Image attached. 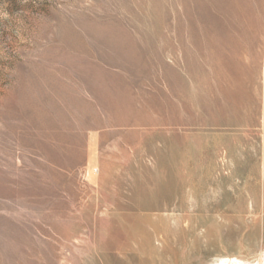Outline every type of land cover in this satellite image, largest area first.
<instances>
[{
	"label": "rangeland",
	"instance_id": "1",
	"mask_svg": "<svg viewBox=\"0 0 264 264\" xmlns=\"http://www.w3.org/2000/svg\"><path fill=\"white\" fill-rule=\"evenodd\" d=\"M221 262L264 264V0H0V264Z\"/></svg>",
	"mask_w": 264,
	"mask_h": 264
},
{
	"label": "bare ground",
	"instance_id": "2",
	"mask_svg": "<svg viewBox=\"0 0 264 264\" xmlns=\"http://www.w3.org/2000/svg\"><path fill=\"white\" fill-rule=\"evenodd\" d=\"M216 2H217V1H216ZM200 4H201V3H200ZM203 5H204V4H203ZM209 5H210V4H209ZM249 5H250V4H249ZM210 6H211V5H210ZM220 7H221V6H220ZM204 8H205V7H204ZM239 9H240V8H239ZM221 10H222V9H221ZM221 12H222V11H221ZM241 12H242V11H241ZM231 13H232V12H231ZM236 13H237V12H236ZM224 14H225V13H224ZM228 15H229V14H228ZM236 15H237V14H235V16H236ZM249 15H250V14H249ZM229 16H230V15H229ZM215 17H216V16H215ZM237 17H238V16H237ZM211 18H212V17H211ZM224 18H225V17H224ZM214 19H215V18H214ZM206 21H207V20H206ZM212 21H214V20L212 19ZM227 21H228V19H227ZM227 21H226V22H227ZM229 21H231V20L229 19ZM224 22H225V21H224ZM231 22H232V21H231ZM241 22H242V20H241ZM247 22H248V21H247ZM215 23H216V22H215ZM237 23H238V22H237ZM212 24H214V23L212 22ZM243 24H244V23H243ZM202 25H203V24H202ZM210 25H211V22H210ZM193 26H194V25H193ZM205 26H206V25H205ZM208 26H209V25H208ZM218 26H219V25H218ZM233 26H236V25H233ZM202 27H203V26H202ZM206 27H207V26H206ZM212 27H213V25H212ZM250 28H251V27H250ZM194 29H195V28H194ZM200 29H201V28H200ZM200 29H198V30L200 31ZM204 29H205V28H204ZM210 29H212V28H210ZM214 29H215V28H214ZM216 29H217V28H216ZM226 29H227V28H226ZM235 29H236V28H235ZM238 29H239V28H238ZM238 29H237V30H238ZM198 30H197V31H198ZM206 30H207V29H206ZM231 30H232V29H231ZM237 30H236V31H237ZM193 31H194V30H193ZM201 31H202V30H201ZM201 31H200V32H201ZM210 31H211V30H210ZM212 31H213V30H212ZM212 31H211V32H212ZM195 32H196V31H195ZM200 32H199V34H200ZM228 32H229V31H228ZM193 33H194V32H193ZM218 33H219V32H218ZM246 33H247V32H246ZM203 34H204V33H203ZM210 34H211V33H210ZM220 35H221V34H220ZM228 35H229V34H228ZM240 35H241V34H240ZM214 36H215V35H214ZM222 36H223V35H222ZM237 36H239V35H237ZM242 36H243V35H242ZM192 37H193V36H192ZM196 37H197V36H196ZM204 37H205V36H204ZM206 37H207V36H206ZM199 38H200V37H199ZM201 38H202V37H201ZM207 38H208V37H207ZM213 38H214V37H213ZM219 38H220V37H219ZM222 38H223V37H222ZM229 38H230V37H229ZM250 38H252V37H250ZM196 39H197V38H196ZM217 39H218V38H217ZM238 39H239V38H238ZM247 39H248V38H247ZM222 40H223V39H222ZM229 40H230V39H229ZM236 40H237V39H236ZM205 41H206V40H205ZM214 41H216V39H215ZM217 41H218V40H217ZM225 41H227V40H225ZM225 41H224V42H225ZM195 42H196V41H195ZM228 43H230V42H227V44H228ZM231 43H232V42H231ZM244 43H245V42H244ZM246 43H248V42H246ZM216 44H217V43H216ZM218 44H219V43H218ZM225 44H226V42H225ZM207 45H208V44H207ZM209 45H210V44H209ZM238 45H239V42H238ZM195 46H196V45H195ZM197 46H198V45H197ZM204 46H205V45H204ZM213 46H214V45H213ZM216 46H217V45H216ZM219 46H220V45H219ZM234 46H235V45H234ZM234 46H233V48H234ZM211 47H212V46H211ZM214 47H215V46H214ZM222 47H223V46H222ZM240 47H241V46H240ZM244 47H245V46H244ZM197 48H198V47H197ZM224 48H225V47H224ZM235 48H236V47H235ZM235 48H234V49H235ZM241 48H242V47H241ZM215 49H216V48H215ZM215 49H214V50H215ZM217 49H218V47H217ZM217 49H216V50H217ZM219 49H220V48H219ZM219 49H218V50H219ZM227 50H228V49H227ZM237 50H238V49H236L235 51L238 52L239 50H238V51H237ZM198 51H199V50H198ZM198 51H197V52H198ZM205 51H206V50H205ZM212 51H213V50H212ZM219 51H220V50H219ZM219 51H217V52H219ZM231 51H232V50H231ZM195 52H196V51H195ZM195 52H194V53H195ZM197 52H196V53H197ZM214 52H215V51H214ZM200 53H201V52H200ZM202 53H203V52H202ZM206 53H208V51H207ZM221 53H222V51H221ZM221 53H220V54H221ZM238 53H239V52H238ZM249 53H250V50H249ZM245 54H246V53H245ZM187 55H188V54H187ZM193 55H194V54H193ZM199 55H200V54H199ZM225 55H226V53H225ZM227 55H228V54H227ZM231 55H232V54H231ZM189 56H190V54H189ZM189 56H188V57H189ZM195 56H196V55H195ZM201 56H204V55H201ZM207 56H208V55H207ZM209 56H210V55H209ZM232 56H233V55H232ZM199 57H200V56H199ZM213 57H214V56H213ZM233 57H234V56H233ZM246 57H247V56H246ZM249 57H250V54H249L248 58H249ZM237 58H238V57H237ZM237 58H236V59H237ZM241 58H242V57H241ZM190 59H191V58H190ZM194 59H195V58H194ZM196 59H197V58H196ZM198 59H199V58H198ZM211 60H212V58H211ZM220 60H221V59H220ZM239 60H240V59H239ZM185 61H186V60H185ZM189 61H190V60H189ZM207 61H208V60H207ZM209 61H210V60H209ZM233 61H234V60H233ZM190 62H191V61H190ZM210 62H211V61H210ZM239 62H240V61H239ZM241 62H242V61H241ZM249 63H250V62H249ZM187 64H188V63H187ZM192 65H193V63H192ZM198 65H199V63H198ZM198 65H197V66H198ZM211 65H212V64H211ZM197 66H196V67H197ZM204 66H205V65H204ZM212 66H213V65H212ZM214 66H215V65H214ZM217 66H218V65H216V67H217ZM192 67H193V66H192ZM196 67H194V68H196ZM218 67H219V66H218ZM218 67H217V68H218ZM221 67H222V66H221ZM214 68H215V67H214ZM217 68H216V69H217ZM204 69H205V67H204ZM197 70H198V69H197ZM188 71H189V69H188ZM192 71H193V70H192ZM198 71H199V70H198ZM198 71H197V72H198ZM206 71H207V70H206ZM174 72H175V71H174ZM215 72H216V71H215ZM177 73H178V72H177ZM192 73H193V72H192ZM193 74H194V73H193ZM175 75H176V74H175ZM177 75H178V74H177ZM177 75H176V77H177ZM197 75H199V74L197 73ZM176 77H175V78H176ZM199 77H200V75H199ZM202 77H203V75H202ZM181 78H182V77H181ZM181 78H180V79H181ZM183 78H184V77H183ZM204 78H205V77H204ZM169 79H170V78H169ZM197 79H198V78H197ZM201 80H202V79H201ZM182 81H183V80H182ZM177 84H178V83H177ZM181 84H182V83H181ZM183 84H184V83H183ZM187 84H189V83H187ZM190 84H191V83H190ZM185 86H186V85H185ZM172 88H173V87H172ZM182 88H183V87H182ZM186 89H187V88H186ZM188 89H189V88H188ZM185 95H186V94H185ZM206 102H207V101H206ZM204 103H205V102H204ZM210 103H211V102H210ZM232 104H233V103H232ZM235 105H236V104H235ZM209 106H210V105H209ZM235 108H236V107H235ZM235 108H233V110H234ZM231 110H232V109H231ZM227 113H228V112H227ZM227 113H226V114H227ZM234 113H235V112H234ZM207 114H208V113H207ZM226 114H225V115H226ZM200 115H201V114H200ZM223 115H224V114H223ZM211 116L214 117L213 115H211ZM215 118H217V117H215ZM225 118H226V117H225ZM213 119H214V118H213ZM217 119H218V118H217ZM220 119H221V118H220ZM223 119H224V117H223ZM204 120H205V119H204ZM222 261H223V260H222ZM220 264H236V263L221 262Z\"/></svg>",
	"mask_w": 264,
	"mask_h": 264
}]
</instances>
